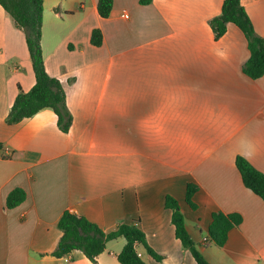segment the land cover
<instances>
[{
	"label": "crops",
	"instance_id": "crops-1",
	"mask_svg": "<svg viewBox=\"0 0 264 264\" xmlns=\"http://www.w3.org/2000/svg\"><path fill=\"white\" fill-rule=\"evenodd\" d=\"M112 1L101 18L97 0H43V63L65 91L66 134L50 108L6 124L35 77L24 33L0 7V264H92L76 250L50 255L64 211L106 233L137 225L162 257L137 245L146 264H196L175 237L167 196L210 264H264V202L235 166L241 156L264 174V75L243 74L249 51L235 25L215 40L209 21L224 0ZM240 3L264 40V0ZM16 188L25 200L7 209ZM216 213L241 219L222 247L208 233ZM124 244L108 242L97 264H119Z\"/></svg>",
	"mask_w": 264,
	"mask_h": 264
},
{
	"label": "trees",
	"instance_id": "trees-1",
	"mask_svg": "<svg viewBox=\"0 0 264 264\" xmlns=\"http://www.w3.org/2000/svg\"><path fill=\"white\" fill-rule=\"evenodd\" d=\"M151 2L152 0H138L142 6L149 5ZM112 4V0H97L98 15L101 18H108ZM0 7L10 17L13 26L24 33L35 77V84L28 92L19 89L7 115L6 124H17L44 108H50L56 116L59 131L68 133L72 125V116L66 107L65 91L59 80L47 74L43 63L40 42L43 0H0ZM228 24L235 25L243 33L247 42L249 57L242 65L243 74L252 80L261 78L264 75V40L255 33L240 0H224L220 15L209 21L215 40L225 34ZM90 42L95 47L102 45L103 38L99 29L92 31ZM235 166L241 175L244 187L264 202V174L241 156L236 157ZM192 191L190 187L187 188V199ZM25 197L22 189H13L6 197L5 207L15 208L25 200ZM164 207L171 211L174 234L182 247L190 252L196 264H210L191 241L177 201L167 196ZM240 221V217L236 215L214 214L208 231L211 241L222 247L228 232L237 227ZM57 228L61 232V237L50 253L56 259L66 257L76 250L80 251L92 264H97L96 258L104 252L106 244L123 238L125 244L117 256L119 264H146L136 253L137 245L143 246L147 254L156 262L162 261V257L147 245L144 233L135 224H120L114 231L106 233L85 217L64 211L58 220Z\"/></svg>",
	"mask_w": 264,
	"mask_h": 264
}]
</instances>
